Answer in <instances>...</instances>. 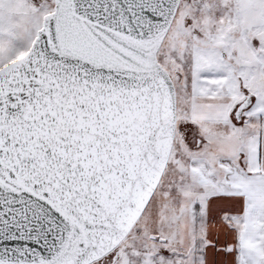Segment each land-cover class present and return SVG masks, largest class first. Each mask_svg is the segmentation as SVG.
<instances>
[{"label":"snow or ice","instance_id":"snow-or-ice-1","mask_svg":"<svg viewBox=\"0 0 264 264\" xmlns=\"http://www.w3.org/2000/svg\"><path fill=\"white\" fill-rule=\"evenodd\" d=\"M0 264H264V0H0Z\"/></svg>","mask_w":264,"mask_h":264}]
</instances>
